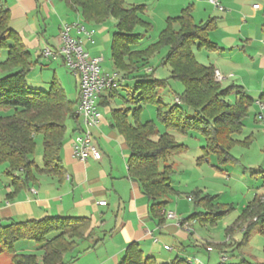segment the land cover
<instances>
[{"label": "trees", "instance_id": "trees-1", "mask_svg": "<svg viewBox=\"0 0 264 264\" xmlns=\"http://www.w3.org/2000/svg\"><path fill=\"white\" fill-rule=\"evenodd\" d=\"M61 1L79 11L89 23H99L109 16L116 19L110 44L111 60L117 73L133 79L127 90V100L134 107L113 109L114 126L124 136L129 149L127 173L138 182L147 198L151 217L161 224L167 203L164 197L175 192L170 182L173 170L167 156L186 150V146L177 142L172 133L187 135L193 130L200 134L203 145L198 161L214 155L218 165L237 163L229 150L235 145L248 146L250 143L249 137L237 141L233 134L242 131V120L247 116L253 99L239 85L222 87L214 78L212 66L198 62L191 51L195 44L207 51L216 50V43L208 37L209 30L215 25L214 19L196 23L190 7H185L179 14L165 19L166 24L154 43L137 49L144 34L135 32L134 27L141 24L145 31L149 27L140 18L143 5H127L123 0ZM259 1L264 3V0ZM9 20V9L0 0V51L6 50L4 60L0 61V108L12 111L9 115L0 116V161L9 164L5 173L11 177L14 189L9 196L13 197L34 180V172L62 174L60 149L65 120L73 116V105L77 101L69 100L54 78L47 90L27 86L26 76L34 62L30 60V53L18 33L10 27ZM159 49L165 50L159 65L169 67L170 76L164 79L154 78V69L148 73L142 70L149 57ZM169 78L183 86L173 104L162 102L158 95V90L168 84ZM231 94L234 95L232 102L227 99ZM146 105L154 107L164 131H158L151 120H140ZM129 113L132 121L127 119ZM38 135L41 138L42 167L35 165L32 159ZM16 171L20 174L12 176ZM217 198V195L201 190L193 191L191 201L203 211L195 209L184 221L215 223L233 208L218 202ZM234 225H245V236L254 228L264 233V197H254L248 202ZM90 227L88 217L0 220V246L10 254L13 264H63L67 253H81L92 247L78 248L79 241L90 234ZM18 240L33 241L40 257L15 251L14 244ZM117 264L193 263L188 257L179 255L158 262L145 254L138 243L130 242ZM236 264L264 263L240 260Z\"/></svg>", "mask_w": 264, "mask_h": 264}, {"label": "crops", "instance_id": "crops-1", "mask_svg": "<svg viewBox=\"0 0 264 264\" xmlns=\"http://www.w3.org/2000/svg\"><path fill=\"white\" fill-rule=\"evenodd\" d=\"M1 1L9 9L10 27L18 33L28 51L36 52L34 64L40 62L47 64L50 60L53 62L60 60L63 64L61 57L50 58L41 54L46 48L54 50L59 46V29L64 23L62 21L65 23L79 22L86 30L93 29L92 22L82 21L80 12L69 8L61 0L59 2H63L65 7L63 13L58 11V1ZM143 1L137 5L146 7L147 5L144 4L146 0ZM158 1L165 2L167 5L166 19L172 15L175 16L178 8L181 11L188 0ZM218 2L223 9L219 10L214 7L223 14V17L220 21H214L216 27L229 19L236 21V23H225V35H232L237 42H242V45L230 47L228 50L222 48L217 60L215 59L210 66L224 76L219 81L220 84L227 82L228 86L239 85L253 99L247 116L242 120V131L235 134L238 137H234L233 134V138L243 141L249 137L248 146L235 145L245 148L263 139L259 151L261 157L264 155V16L259 19L257 14L262 10V5L254 2L251 9L249 0H218ZM72 34L82 39L84 49L90 56H99L102 62L104 61L103 56L97 54L100 50L97 51L93 46L95 45L94 38L91 43L83 32L73 31ZM211 41L216 43V40ZM143 69L146 73L154 69L153 77L157 79L170 76L169 71L164 77L159 76L154 67L144 66ZM103 71L107 72V70ZM112 73H117V71ZM117 75L115 86L111 91H103L96 98L100 118L91 132L93 143L100 152L99 159L94 160L89 157L85 161H80L73 156L71 151L73 141L80 136L83 128L82 119L76 114V104H74L73 116L65 120L64 140L60 149L62 174L34 172V180L13 194V197L9 196L14 189L11 177L6 173L5 184L0 186V220L2 221L39 219L44 216L88 217L90 219V234L79 241L78 248L82 249L87 245H92V247L81 253L74 251L67 253L63 264H117L126 245L130 242L138 243L143 252L152 256L154 260L168 261L172 253L186 251L183 245L184 238L187 234L194 233L195 220L184 221L194 210L183 215L178 207H175L176 212H172L167 206L169 202L167 196L164 197L167 200L164 212H171L174 216L166 217L163 214V222L157 224L156 219L150 215L149 203L138 182L129 177L127 173L126 162L129 149H127L124 136L114 126L112 110L130 107L128 105L131 103L127 100V90L130 87L127 81L130 78L122 73H117ZM123 88L126 90L124 95L119 92ZM77 97L73 100L67 98L75 103ZM141 116L140 120L143 121ZM127 119L132 121L130 113ZM202 145L199 146V157L202 155ZM185 146L186 149L190 147ZM212 156L214 155L197 161L200 167L209 163L215 170H219L217 165L211 163ZM214 158L216 159L215 156ZM234 159L238 161V164L240 163L239 159L236 157ZM35 165L42 167V156L41 163L39 165L35 163ZM261 168L264 169V162ZM19 174L20 172L16 171L12 176ZM260 196L264 197V190L259 196L254 195V197ZM99 201H105V204H98ZM190 238L193 239L192 236ZM165 245L170 249H165ZM15 251L26 252L27 250L15 248Z\"/></svg>", "mask_w": 264, "mask_h": 264}, {"label": "rangeland", "instance_id": "rangeland-1", "mask_svg": "<svg viewBox=\"0 0 264 264\" xmlns=\"http://www.w3.org/2000/svg\"><path fill=\"white\" fill-rule=\"evenodd\" d=\"M52 1L59 2V0ZM123 1L127 5H137L144 2L143 0ZM131 1H135V3H131ZM249 1V7H251V9L252 3L256 2L259 3V5L261 3L262 10L259 12L257 11V18L260 19L264 16V4L259 0ZM145 2L144 4L147 6H143L140 18L144 22H147L149 27L146 31L145 27L141 24L134 27L135 32L144 34L138 47H136L137 49H143L149 44L154 43L166 24L164 19L168 8L165 2L158 0H146ZM58 5V11H62L63 13L65 11L63 2L60 1ZM185 7H190L192 18L196 23H204L209 19L220 21L221 17H223V14L217 10L209 0H188L182 8ZM177 10L176 14L180 12L179 8ZM83 20L84 19H82V21ZM62 22L65 23V21ZM229 22L236 23V21L230 19L225 21L226 24ZM115 23L116 19L112 16L107 17L104 21L99 23L92 22V28L95 30L93 37L95 45L93 46L96 47L97 51L100 50L97 54H101L104 59L101 68L111 73L116 71L112 64L110 47L111 37L115 31ZM225 23L222 25L218 24L217 27L215 23L209 30V39L216 40V50L207 51L204 48H198L196 44L192 45L191 51L198 62L209 66L214 63L215 59L217 60L218 53H220L222 48L228 50L230 47L242 45V42H237L232 35H225ZM83 47L85 46L83 45ZM29 52L30 60L34 61L36 52L32 50H29ZM164 52V49L157 50L149 57L148 62L144 65L154 67L158 75L163 77L169 71L168 66L159 65ZM5 56L6 50L2 49L0 51V61L4 60ZM53 78L59 82L65 95L69 99L73 100L77 97L78 79L72 75L60 60L55 62L50 60L47 64L43 62L34 64L26 76V84L29 88L47 90L49 82ZM132 82L133 79H129L127 85H131ZM220 85L226 87L227 82H222ZM121 90H119L121 94H126L124 88ZM182 90L183 86L181 82L169 78L168 84L158 90V95L162 102L173 104L175 103V96L181 93ZM233 97L234 95L231 94L227 99L232 102L234 100ZM128 106L134 107L132 104ZM11 112V109L0 108V116L9 115ZM189 113L191 114V111H189ZM141 115L143 121L151 120L155 123L158 131H164L162 124L155 114L153 106H144ZM190 132L191 133L187 135L173 133L177 142L190 147L183 152L167 156V162L171 164L173 170L170 176V182L175 190L174 193L167 195V199L169 200L167 204V206H169L168 208H171L172 212H176L175 207H178L183 215L195 209L203 211L202 208L195 207L194 201H189L187 199V196H191L192 192L195 190L217 195L218 202L232 205L233 208L212 224L195 220L193 223L194 233H191V235L187 234L186 238H184L183 245L186 251L177 254L174 252L171 258L175 255H184L187 256L188 260H191L193 264H218L219 262H224V264H236L240 260H244L247 263H264V233H259L257 229L254 228L249 235L245 236L243 232V227L245 225H234V221L241 213L242 208L254 198L255 194L259 196L264 190V169L262 170L261 168L263 167L264 155L261 157L259 156L263 139H260V142L257 141L254 143L251 147L245 148L235 146L230 150V154L240 160L239 164L234 162L220 166L217 162L218 159L212 156L211 163L217 165L219 169L215 170L209 163L202 165V167L198 164L199 146L203 144V139L198 132L193 130ZM39 137L40 135H38V137L36 136V146L32 155V159L38 165L41 163L42 156L41 138ZM234 137L238 136L235 135ZM8 168L9 164L7 162L0 161L1 187L5 184V171ZM189 236H192L193 239ZM14 247L25 248V250H27L26 252L36 254L37 258L40 257V252L36 249L37 246L33 241L18 240L14 244ZM206 247H210L211 251H206ZM163 253L166 254L167 252ZM164 256L161 257L166 258ZM222 257L225 259L223 260ZM0 264H13L10 254L5 252L1 246Z\"/></svg>", "mask_w": 264, "mask_h": 264}, {"label": "built area", "instance_id": "built-area-1", "mask_svg": "<svg viewBox=\"0 0 264 264\" xmlns=\"http://www.w3.org/2000/svg\"><path fill=\"white\" fill-rule=\"evenodd\" d=\"M215 7L222 10V6L218 0H209ZM73 31L78 33L83 32L88 39L93 43L94 30H86L79 22L63 23L59 29V46L54 50L44 49L41 54L44 57H61L64 66L78 79V97L75 105L76 114L82 119L83 128L80 136L76 137L72 144L73 156L85 161L87 158L97 160L100 158V152L93 143L92 128L97 125L100 118V112L97 107L96 98L103 92L112 89L117 80V73H107L101 69L102 58L99 56H90L83 47V42L80 37L74 36ZM214 78L216 81H221L224 76L214 70ZM178 102V99H176ZM262 107V106H261ZM261 118V116H259ZM187 199L191 201V196ZM98 204H105V201H99ZM164 216L173 217L171 212H164ZM165 249H170L164 246ZM211 251L210 247L206 248ZM224 260L225 258L222 257ZM190 262H192L190 260Z\"/></svg>", "mask_w": 264, "mask_h": 264}]
</instances>
